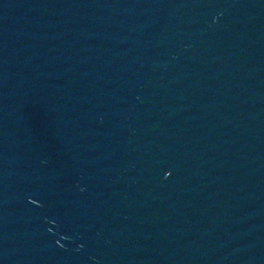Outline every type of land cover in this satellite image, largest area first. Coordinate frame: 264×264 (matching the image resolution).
<instances>
[{"label":"water","instance_id":"95a60500","mask_svg":"<svg viewBox=\"0 0 264 264\" xmlns=\"http://www.w3.org/2000/svg\"><path fill=\"white\" fill-rule=\"evenodd\" d=\"M0 264H264V0H0Z\"/></svg>","mask_w":264,"mask_h":264}]
</instances>
